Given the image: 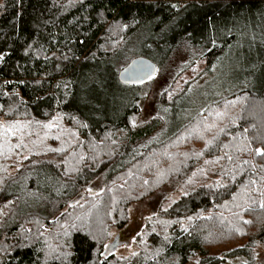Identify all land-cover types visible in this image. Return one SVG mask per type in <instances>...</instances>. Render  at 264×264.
Wrapping results in <instances>:
<instances>
[{"label":"trees","instance_id":"obj_1","mask_svg":"<svg viewBox=\"0 0 264 264\" xmlns=\"http://www.w3.org/2000/svg\"><path fill=\"white\" fill-rule=\"evenodd\" d=\"M147 29L158 47L201 44L207 67L245 32L258 78L139 149L163 119L133 124L138 104L95 83L125 85L112 61ZM57 116L77 133L71 152L40 147L38 134L31 148L6 135ZM24 148L31 155L8 174ZM257 148L264 150V0H0V264H264ZM207 163L211 173L200 172ZM99 178L103 189L91 193ZM167 185L181 196L150 219L141 249L126 263L106 257L132 205Z\"/></svg>","mask_w":264,"mask_h":264},{"label":"rangeland","instance_id":"obj_2","mask_svg":"<svg viewBox=\"0 0 264 264\" xmlns=\"http://www.w3.org/2000/svg\"><path fill=\"white\" fill-rule=\"evenodd\" d=\"M241 34V39L237 43L231 45L215 63L207 67L206 60L201 56L204 50L201 44L191 45L184 42L170 50L164 43L159 47L153 45L155 41L150 39L151 34L148 29L144 30L129 41L123 47L121 54L112 61L113 70H116L119 75L120 70L135 57L146 56L157 64L159 69L157 75L147 82L125 84L117 89L105 86L104 83L95 84L99 90L105 89L109 97L114 96L122 102L132 100L134 104H138L140 111L130 118L133 124L144 123L155 116L163 119L162 128L139 145V149H144L166 138L181 123L189 121L209 103L228 96L229 92L243 85L242 83L254 86L253 82L254 79L257 80L258 72L250 56L255 54V49L245 40L249 36L245 32ZM182 71L184 72L180 74ZM98 74L97 71L91 72L89 81L93 83L92 78ZM187 82L189 83L186 84ZM171 86L172 91H170ZM38 128L33 132L27 130L23 124L19 131L15 130L16 134H13L11 128L6 135L7 137L19 135L21 137L19 142L25 147L28 145L31 148L36 143H39L41 147L43 141L50 149L56 147L57 150H68V152H71L70 149L73 150L78 142L75 139L76 131L61 121L59 116L51 123L41 124ZM127 132L126 128L117 131L118 134ZM31 134L39 135L36 143L28 139ZM53 139L56 141L53 142ZM10 142L13 141L9 140L8 143L11 144ZM52 143L55 147L51 145ZM27 149L29 148H24L25 152L13 163L14 165L10 166L8 174L15 173L21 163L31 155ZM208 168L207 163L199 171L211 173ZM103 187L104 181L99 178L93 183L91 193L96 194ZM180 196V191H174L167 185L158 193L134 203L130 209V221L127 226L122 229H113L110 239L106 241V245L112 246L110 250L114 258L126 263L134 252L140 250L139 237L143 235L150 219L161 207L168 206L172 199H178ZM257 254L259 260L264 263V244L258 247Z\"/></svg>","mask_w":264,"mask_h":264},{"label":"water","instance_id":"obj_3","mask_svg":"<svg viewBox=\"0 0 264 264\" xmlns=\"http://www.w3.org/2000/svg\"><path fill=\"white\" fill-rule=\"evenodd\" d=\"M159 69L157 64L146 56L135 57L119 72V79L125 84H141L155 77ZM110 246L104 253L106 257L111 254Z\"/></svg>","mask_w":264,"mask_h":264},{"label":"snow or ice","instance_id":"obj_4","mask_svg":"<svg viewBox=\"0 0 264 264\" xmlns=\"http://www.w3.org/2000/svg\"><path fill=\"white\" fill-rule=\"evenodd\" d=\"M256 152H257V154H262V153H264V150L257 148ZM262 207H264V205H262Z\"/></svg>","mask_w":264,"mask_h":264}]
</instances>
